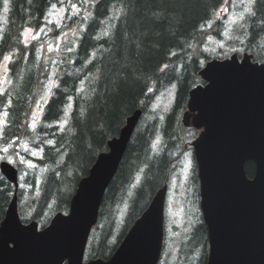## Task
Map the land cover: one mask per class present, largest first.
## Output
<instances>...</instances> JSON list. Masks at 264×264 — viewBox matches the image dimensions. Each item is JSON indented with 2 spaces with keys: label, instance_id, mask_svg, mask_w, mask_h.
Here are the masks:
<instances>
[{
  "label": "trees",
  "instance_id": "1",
  "mask_svg": "<svg viewBox=\"0 0 264 264\" xmlns=\"http://www.w3.org/2000/svg\"><path fill=\"white\" fill-rule=\"evenodd\" d=\"M60 2L0 0V67L8 58L4 78L8 82L0 83V115L6 111L7 116L1 147L14 139L35 136L39 138L36 145L45 146L43 156L36 160L44 169L38 186L34 177L32 182L26 181L30 189L20 185L18 190L22 220L36 219L45 227L55 213L68 212L81 178L89 173L99 153L108 150V141L119 135L128 116L142 109L143 116L108 186L87 246L89 259H109L156 191L169 182L176 153L198 135L199 131L186 127L182 119L191 89L205 83L200 76L205 62L221 58L207 53L204 45L210 36H222L215 15L226 0H72L84 8L74 24L77 44L64 53L56 83L46 95L51 66L45 55L51 50L44 36L26 41L25 32L41 30L49 10ZM241 25L247 38L244 52L264 62L260 46L264 0H255L252 12ZM66 28L73 29L55 24L48 28L54 45ZM174 84L175 100L163 121L158 116L146 121L156 96ZM38 105L40 113L33 128ZM68 112L69 120L61 131V121ZM191 130L196 134L187 139ZM158 133L160 149L155 152L153 144ZM195 169L197 173V163ZM246 170L253 177L254 161L246 163ZM140 172L142 178L130 194L124 220L117 228L118 205ZM195 181L199 185L197 176ZM14 191V184L0 171V223ZM203 225L208 236L205 222ZM187 243L181 245L180 259L175 264L192 261L193 251L187 257L181 252ZM207 259L208 237L203 264Z\"/></svg>",
  "mask_w": 264,
  "mask_h": 264
},
{
  "label": "water",
  "instance_id": "2",
  "mask_svg": "<svg viewBox=\"0 0 264 264\" xmlns=\"http://www.w3.org/2000/svg\"><path fill=\"white\" fill-rule=\"evenodd\" d=\"M206 81L190 91L183 122L202 129L192 142L198 163L201 209L208 230L207 264H264V62L245 53L213 59L200 71ZM128 116L82 177L68 213L58 212L40 228L19 212L18 168L0 171L15 186L0 223V264H158L164 243L168 183L131 226L109 259L85 262L90 233L110 182L141 118ZM254 161L253 177L246 163Z\"/></svg>",
  "mask_w": 264,
  "mask_h": 264
},
{
  "label": "rangeland",
  "instance_id": "3",
  "mask_svg": "<svg viewBox=\"0 0 264 264\" xmlns=\"http://www.w3.org/2000/svg\"><path fill=\"white\" fill-rule=\"evenodd\" d=\"M255 0H226L222 8L215 15V19L221 25V35L210 36L204 45V50L213 55L225 57L233 52H243L245 49V43L247 38L242 31L241 23L252 12ZM83 6L79 3H74L72 0H61L60 3H56L49 10L46 24L39 31L28 29L25 32V40L30 41L34 37L44 36L48 49L45 58L48 59L51 72L49 79L46 83V92L48 95L56 83V74L59 72L61 62L64 61V53L70 51L77 44L78 30L75 27V23L79 22ZM85 10V14H86ZM5 13L2 15V23L5 22ZM55 24L56 27L65 26L73 29L65 30V34L57 38V44H53L52 38L48 36V28ZM3 28V24L0 29ZM50 39V41H49ZM44 42V40H42ZM260 46L264 50V37L261 39ZM59 49V50H58ZM40 53L43 50L40 49ZM53 52H55L53 54ZM242 53V54H243ZM7 64L8 58H6L0 67V83L4 85L8 82L4 81L7 77ZM176 85H172L167 90L161 91L151 104L152 113L147 114V120L151 121L155 116H158L160 122L163 121L165 113L172 107L175 100ZM40 108L37 107L33 114L32 127H35L38 119ZM71 106H68L69 111ZM6 111L0 115V139L3 136V129L6 125ZM69 112L65 114L64 119L61 121V127L65 126L64 121L68 122ZM196 131L191 130L187 132V139L195 136ZM160 133H158L155 142L153 144V150L158 152L160 149ZM39 138L37 136L33 138H25L17 141L14 139L8 146L1 147L0 140V161L8 160L12 162L19 169L20 185L25 186L27 189L31 188L30 183L34 177L37 178V186L43 172V168L36 161L44 154V145L37 146L36 141ZM12 143L15 148L12 149ZM48 143V141H46ZM186 146H182L180 151L176 153V159L172 162L174 165V171L169 179V189L165 206V241L164 250L159 264H175L180 259V249L184 242H188L181 250L184 257H187L190 252H194L191 258V262L187 264H194L196 261L199 264H203L206 254L207 245V232L203 225V216L201 211V196L198 182L195 181L196 173L195 169V155L191 144L186 143ZM7 149V151H5ZM35 153V156L33 155ZM8 158H5V157ZM34 165V166H30ZM142 178V172L138 173L134 182L129 186L127 193L124 194V198L118 205L119 211L117 213V228L124 220V216L129 206V196L137 184H139ZM199 180V179H198ZM23 181V183H21ZM200 184V183H199ZM38 189V187H36ZM195 224V226H194ZM194 226V230H193ZM192 238L191 237V233ZM88 250L86 251V259L88 257ZM197 256V258H196ZM185 264L184 260L182 261Z\"/></svg>",
  "mask_w": 264,
  "mask_h": 264
},
{
  "label": "snow or ice",
  "instance_id": "4",
  "mask_svg": "<svg viewBox=\"0 0 264 264\" xmlns=\"http://www.w3.org/2000/svg\"><path fill=\"white\" fill-rule=\"evenodd\" d=\"M5 10L7 11V3H5ZM35 38H36V37H34V39H35ZM44 103L47 104L48 101L45 100ZM38 107H39V105H38ZM63 123L66 124L67 121H64ZM57 126H59V125H57ZM62 130H63V128L61 127V131H62ZM48 143L51 145V144H53L54 142H53V141H48ZM5 151H7V149H5ZM33 155L35 156V153H33ZM30 166H34V165H30Z\"/></svg>",
  "mask_w": 264,
  "mask_h": 264
}]
</instances>
